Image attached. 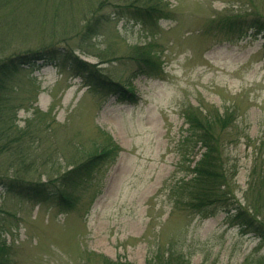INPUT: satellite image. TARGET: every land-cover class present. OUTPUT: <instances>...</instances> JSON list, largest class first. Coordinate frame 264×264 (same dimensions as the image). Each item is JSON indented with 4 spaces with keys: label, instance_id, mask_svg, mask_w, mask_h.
I'll return each instance as SVG.
<instances>
[{
    "label": "rangeland",
    "instance_id": "1",
    "mask_svg": "<svg viewBox=\"0 0 264 264\" xmlns=\"http://www.w3.org/2000/svg\"><path fill=\"white\" fill-rule=\"evenodd\" d=\"M131 1L0 0V59L49 46L74 50L111 80L131 85L137 100H100L80 78L52 66L25 67L11 82L15 103L0 111V131L16 116L19 130L30 134L21 144L0 140V178H15L18 170L27 182L46 183L82 163L107 136L121 148L80 189L77 209L69 214L0 185V235L11 260L103 264L106 257L146 264L161 250L180 252L190 264L264 258L260 241L230 226L224 212L201 219L176 211L170 199L171 187L188 173L180 148L188 128L183 110L193 107L235 114L240 141L228 144L226 159L237 170L234 196L244 204L254 147L264 141V35L228 42L209 29L213 21L250 14L253 7L264 15V0H164L171 15L154 29L120 14ZM96 12L105 20L96 36L83 40L85 22ZM142 46L158 56L161 78L138 75L128 60ZM35 135L44 142L33 141Z\"/></svg>",
    "mask_w": 264,
    "mask_h": 264
},
{
    "label": "trees",
    "instance_id": "2",
    "mask_svg": "<svg viewBox=\"0 0 264 264\" xmlns=\"http://www.w3.org/2000/svg\"><path fill=\"white\" fill-rule=\"evenodd\" d=\"M253 1L249 2L252 7ZM168 6L164 4V0H132L130 4L121 8L120 14L144 28L154 29L158 27L159 22L169 19L171 12ZM91 17L93 19L85 22L81 32L83 40L96 36L102 21L105 20V16L97 17V12ZM209 30L210 33L218 34L228 42L258 37L264 35V15L253 7V12L250 14L226 16L213 21ZM251 32H254L252 36L249 34ZM67 49L69 48L65 50ZM74 52V50L64 51L58 46H49L8 59H0V111L2 112L6 105L15 103L10 95L11 82L25 67L31 70L56 67L73 77L80 78L89 89V93L100 100L105 101L115 97L119 103H136L134 88L131 85L126 86L111 80L98 69L97 65L81 60ZM81 55L88 56L84 52H81ZM128 60L138 69V75L150 79L161 78L163 73L161 63L151 46L134 48ZM36 114L41 116L39 112ZM183 117L188 128L180 150L182 162L187 165L188 173L170 189L173 208L185 215H195L201 219L212 218L218 212H224L227 214V223L230 226L238 227L242 235H253L263 247L264 141L254 147L253 167L243 204L236 199L233 192L237 170L233 166L229 167L226 159L228 144L240 141L233 132L235 114L228 112L222 115L217 109L204 113L200 109L188 107L183 110ZM16 121L14 116L4 122L5 128L0 131V140L6 139L9 143L21 144L26 137H29L30 132L19 130ZM32 139L41 144L44 142L39 135H35ZM3 149L0 148V154L3 153ZM201 151L203 153L196 162L197 153ZM120 152L121 148L107 136L106 143L102 146L95 145L82 163L72 166L71 170L64 173L58 172L46 183L27 182L17 170L15 178H0V185L8 193L20 199L37 205L51 203L57 206L62 214H69L77 209L81 197L80 189L88 187L105 166L117 159ZM10 254V247L0 235V264H14ZM101 260L103 264H127L113 262L106 257H101ZM146 264L190 263L180 252L161 250ZM244 264H264V258L252 256Z\"/></svg>",
    "mask_w": 264,
    "mask_h": 264
}]
</instances>
